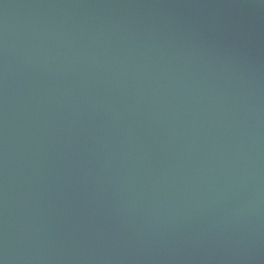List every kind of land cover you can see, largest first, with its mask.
Listing matches in <instances>:
<instances>
[{"label": "water", "instance_id": "1", "mask_svg": "<svg viewBox=\"0 0 264 264\" xmlns=\"http://www.w3.org/2000/svg\"><path fill=\"white\" fill-rule=\"evenodd\" d=\"M0 264H264V0H0Z\"/></svg>", "mask_w": 264, "mask_h": 264}]
</instances>
